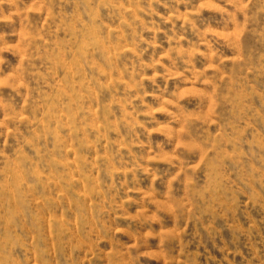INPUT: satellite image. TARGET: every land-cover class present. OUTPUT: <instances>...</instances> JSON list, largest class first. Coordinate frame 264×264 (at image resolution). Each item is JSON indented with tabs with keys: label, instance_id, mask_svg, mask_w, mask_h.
Masks as SVG:
<instances>
[{
	"label": "rangeland",
	"instance_id": "obj_1",
	"mask_svg": "<svg viewBox=\"0 0 264 264\" xmlns=\"http://www.w3.org/2000/svg\"><path fill=\"white\" fill-rule=\"evenodd\" d=\"M0 264H264V0H0Z\"/></svg>",
	"mask_w": 264,
	"mask_h": 264
}]
</instances>
